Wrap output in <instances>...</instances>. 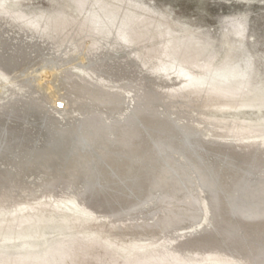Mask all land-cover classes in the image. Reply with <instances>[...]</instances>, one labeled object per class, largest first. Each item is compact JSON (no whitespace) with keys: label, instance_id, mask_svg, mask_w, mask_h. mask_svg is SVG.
<instances>
[{"label":"bare ground","instance_id":"6f19581e","mask_svg":"<svg viewBox=\"0 0 264 264\" xmlns=\"http://www.w3.org/2000/svg\"><path fill=\"white\" fill-rule=\"evenodd\" d=\"M68 1L77 16L0 0V264H264V126L207 113L264 109L253 65L213 87L207 41L163 30L138 2ZM236 46L219 63L231 72ZM201 187L213 223L193 234ZM63 207L87 234L55 218Z\"/></svg>","mask_w":264,"mask_h":264},{"label":"rangeland","instance_id":"374dc122","mask_svg":"<svg viewBox=\"0 0 264 264\" xmlns=\"http://www.w3.org/2000/svg\"><path fill=\"white\" fill-rule=\"evenodd\" d=\"M3 2L8 7L18 5L19 8L15 11L31 17H38L58 8L73 16L79 14L77 8L68 0H3ZM127 2H138L145 8V12L138 10V13H144L154 22L163 24V30L172 28L178 35L188 32L196 39L209 43L210 51L214 53L209 64V76L206 77L209 85L216 87L233 83L241 78L250 64L255 68L257 78L264 81V0H127ZM109 5L113 13L119 11L117 0ZM237 32H240V37ZM231 44L237 45L236 64L232 72L219 65ZM77 58L78 56H75V59H72V65L77 62ZM33 74L37 76L38 82L46 79L39 82L41 84H45L51 78L49 71L41 74L33 72ZM0 88V91L5 90L1 83ZM37 93H42L41 95L46 97V94L40 90ZM231 98L242 100L246 97L231 96ZM49 105L52 106V103ZM207 113L211 117L230 121L242 127H250L255 134H260V129L264 126V109L257 111L245 107L215 106L210 107ZM54 216L55 218L65 216L66 223H77L83 233L87 234V227L84 224L88 217L75 213L74 207H63L55 212ZM185 229L180 232L188 231L187 228Z\"/></svg>","mask_w":264,"mask_h":264},{"label":"water","instance_id":"95a60500","mask_svg":"<svg viewBox=\"0 0 264 264\" xmlns=\"http://www.w3.org/2000/svg\"><path fill=\"white\" fill-rule=\"evenodd\" d=\"M39 177V176H38ZM37 176H33L32 178V180L33 181H31V183L32 184H37V185H40L39 184V181L37 180V178H38ZM40 187V186H39ZM77 186H73L72 188H69V190H74V191H76L77 189ZM201 189H202V194L203 195H205L204 197L206 198V201H205V205L207 204V207L209 208L208 210H207V220L206 221H204L203 222V224H205V225H202L203 227H202V229H197V231H195L193 234H197V233H199V232H202V231H204L206 228H208L209 226H212V223H213V212H212V206H211V202H210V200H209V198H208V195H207V191L204 189V188H202L201 187ZM78 196V198H77V200L79 201V202H82V198L80 197V195H77ZM85 204L87 205V206H91L90 205V203L88 202V201H86L85 202ZM92 207V206H91Z\"/></svg>","mask_w":264,"mask_h":264}]
</instances>
